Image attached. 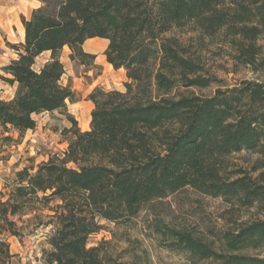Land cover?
I'll use <instances>...</instances> for the list:
<instances>
[{
    "label": "trees",
    "instance_id": "1",
    "mask_svg": "<svg viewBox=\"0 0 264 264\" xmlns=\"http://www.w3.org/2000/svg\"><path fill=\"white\" fill-rule=\"evenodd\" d=\"M38 1L29 17L22 16L24 41L11 45L17 57L3 67V79L15 90L0 98L1 143L15 141L6 135L11 130L20 136L34 130V115L65 111L68 101L75 102L76 92L63 82L66 47L72 61L95 65L96 55L84 44L107 39L106 60L124 69L127 81L125 91L95 87L88 95L94 104L90 129L81 131L69 114L67 149L17 171L0 191V264L12 263L9 239L25 233L16 217L35 221L36 229L50 227L41 264H125L110 254L109 241L89 245L101 221L128 222L143 205L186 187L264 213V172L254 177L229 163L246 150L262 156L257 170L264 167V78L211 96L182 91L210 80L188 46L166 36L188 24L210 37L226 30L238 59L263 70L257 41L264 0ZM157 229L170 234L172 249L211 264H264L263 219L223 232L221 251L186 231ZM250 249L259 253H240Z\"/></svg>",
    "mask_w": 264,
    "mask_h": 264
},
{
    "label": "rangeland",
    "instance_id": "2",
    "mask_svg": "<svg viewBox=\"0 0 264 264\" xmlns=\"http://www.w3.org/2000/svg\"><path fill=\"white\" fill-rule=\"evenodd\" d=\"M34 0L16 8L14 34L9 41L4 42V52L0 54V62L16 58L12 49L13 44L20 43L22 26L18 16L23 11L29 17ZM176 35L190 49L191 54L198 58L202 70L201 75L210 80L206 87H190L182 89L188 93L200 96L214 95L218 89L232 87L243 80H262L263 70H254L252 66L242 63L234 37L223 30L210 37L201 35L188 24L181 29H175L166 36ZM257 44L261 47L260 61H264V31L259 36ZM70 50L66 47L62 52V61L66 67L63 82L70 84L76 92L75 102H67L65 111L44 112L34 115L37 126L34 130L26 131L23 136L15 130L10 135L15 141L0 142V191L5 192V186L13 183L15 173L24 167H37L43 161L55 154H62L67 149L72 133L67 132L72 127L68 115L78 122L81 131L90 129L91 112L94 104L88 100V95L97 86L107 90L125 91L127 77L125 71L111 67L100 49L95 65H82L69 58ZM49 53L41 56L40 60L48 58ZM97 64V65H96ZM8 75L0 71V98L11 97L13 91L10 84L3 78ZM262 156L251 151H241L229 158L230 169H242L254 177L264 172V167L258 166ZM57 202H53L55 205ZM47 214L48 210L42 212ZM34 215H26L28 219ZM263 219L264 213L258 207H241L235 202H229L222 197H213L200 191L186 187L169 197L152 201L143 205L140 212L125 223L102 220L103 228L91 235L89 245L93 246L102 241H109L107 248L111 255L125 264H211L209 260H199L186 250L172 249L173 238L166 230L169 226L176 230L186 231L193 236L209 243L221 251L220 238L223 232L235 230L244 222ZM18 225L26 227L24 235L13 236L9 239L11 252L15 255L11 264H41L44 250H49L47 234L50 227L37 228L35 221L21 222ZM242 254L255 255L258 250L241 251Z\"/></svg>",
    "mask_w": 264,
    "mask_h": 264
},
{
    "label": "crops",
    "instance_id": "3",
    "mask_svg": "<svg viewBox=\"0 0 264 264\" xmlns=\"http://www.w3.org/2000/svg\"><path fill=\"white\" fill-rule=\"evenodd\" d=\"M25 1L30 3V0H0V54L2 52H4V48H5L4 42H5V40L9 41L10 36L12 34H14V26H15V19H16V8L20 7L21 5H24ZM34 1H35V5L33 6V8H35V7L40 5L38 0H34ZM18 16L20 18V24H21L22 30H23L24 26H23V23H22V16H26V14L23 11H19L18 12ZM21 32H22V37H21L20 42H23L24 41L25 32L24 33H23V31H21ZM91 41H94V42L91 44L90 43ZM108 43H109V41L107 39L91 38V39H88L85 42L84 48H85V50L87 52L95 54L96 55V60H97L98 59L99 50L101 49L103 51V54H104V52H105V50H106V48L108 46ZM104 56H105V54H104ZM11 59H13V57ZM96 60H95V63H96ZM8 63H9L8 61L2 62V63L0 62V71L3 70V67L5 65H7ZM108 64L111 67H113L110 63H108ZM117 70L118 71L119 70L125 71L122 68L121 69H117ZM14 90H15V88L12 87L13 93H12L11 97L14 94Z\"/></svg>",
    "mask_w": 264,
    "mask_h": 264
},
{
    "label": "bare ground",
    "instance_id": "4",
    "mask_svg": "<svg viewBox=\"0 0 264 264\" xmlns=\"http://www.w3.org/2000/svg\"><path fill=\"white\" fill-rule=\"evenodd\" d=\"M22 31H23V33L25 32V31H24V28H23V30H22ZM93 42H94V41H91L90 43L92 44Z\"/></svg>",
    "mask_w": 264,
    "mask_h": 264
}]
</instances>
